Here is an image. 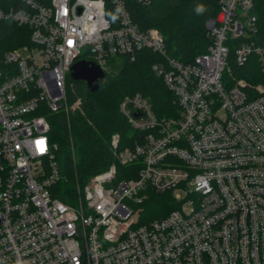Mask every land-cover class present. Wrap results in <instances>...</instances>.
Segmentation results:
<instances>
[{
  "label": "built area",
  "instance_id": "obj_1",
  "mask_svg": "<svg viewBox=\"0 0 264 264\" xmlns=\"http://www.w3.org/2000/svg\"><path fill=\"white\" fill-rule=\"evenodd\" d=\"M17 1L0 8V23L30 28V43L0 61V264H264V83L251 96L243 79L224 76L228 38H246L237 64L254 53L264 71V44L249 41L252 0H218L204 22L210 44L190 61L169 55L158 29L139 28L126 0H109L114 26L104 0ZM144 49L160 57L152 70L174 115L125 95L119 111L140 139L118 148L111 134L109 165L75 175L67 201L53 195L67 174L47 116L81 112L80 99L66 98L70 66L93 61L106 75L110 57L133 61ZM149 190L177 206L140 222Z\"/></svg>",
  "mask_w": 264,
  "mask_h": 264
},
{
  "label": "trees",
  "instance_id": "obj_2",
  "mask_svg": "<svg viewBox=\"0 0 264 264\" xmlns=\"http://www.w3.org/2000/svg\"><path fill=\"white\" fill-rule=\"evenodd\" d=\"M47 4L49 0H35ZM105 1L106 16L113 24L115 11L109 0ZM252 14L255 16V29L249 41L264 44V0H252ZM198 5L205 11L197 13ZM22 4L17 0H0L2 9H19ZM126 8L132 21L141 29L154 27L164 38L169 55L190 61L204 52L210 41L206 35L204 22L215 17L218 12V0H151L140 5L126 0ZM30 28L12 22L0 23V61L5 51L29 41ZM246 38H228L229 52L225 77L241 78L247 94L254 95V85L264 83V71L256 54L252 53L239 65L235 61L234 49ZM160 57L148 49L140 51L133 61L123 55L108 59L114 69L91 92L82 80L67 82L66 98L68 103L80 99L81 112L73 110L66 116L63 112L48 115L50 138L56 144L55 155L67 180L53 195L68 200L74 190L75 175L80 180L105 169L111 161L110 136L118 133V148L132 146L142 133L133 129L119 111V102L125 95L140 92L146 97L158 117L174 115L176 106L173 96L152 70V64ZM1 67V63H0ZM140 222L161 218L177 206L170 192L148 191L147 198L140 204Z\"/></svg>",
  "mask_w": 264,
  "mask_h": 264
},
{
  "label": "water",
  "instance_id": "obj_3",
  "mask_svg": "<svg viewBox=\"0 0 264 264\" xmlns=\"http://www.w3.org/2000/svg\"><path fill=\"white\" fill-rule=\"evenodd\" d=\"M69 76L72 80L84 81L88 90L94 92L105 72L93 61L79 59L70 66Z\"/></svg>",
  "mask_w": 264,
  "mask_h": 264
},
{
  "label": "rangeland",
  "instance_id": "obj_4",
  "mask_svg": "<svg viewBox=\"0 0 264 264\" xmlns=\"http://www.w3.org/2000/svg\"><path fill=\"white\" fill-rule=\"evenodd\" d=\"M16 47H17V46H16ZM113 70H114V69L108 64V69H107V72H106L105 78H106L107 75L109 76V74L113 73V72H114ZM105 78H104V79H105ZM104 79H103V80H104ZM69 80H71V78H70L69 74H67V76H66V89H67V82H68ZM140 207H141V206H140Z\"/></svg>",
  "mask_w": 264,
  "mask_h": 264
},
{
  "label": "clouds",
  "instance_id": "obj_5",
  "mask_svg": "<svg viewBox=\"0 0 264 264\" xmlns=\"http://www.w3.org/2000/svg\"><path fill=\"white\" fill-rule=\"evenodd\" d=\"M206 9H205V6H203V5H198L197 6V9H196V11H197V13H202V12H204Z\"/></svg>",
  "mask_w": 264,
  "mask_h": 264
}]
</instances>
